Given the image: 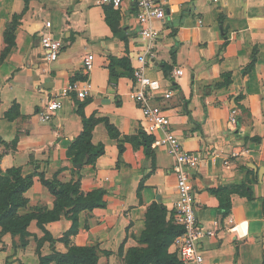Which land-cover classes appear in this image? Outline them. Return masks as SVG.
Returning a JSON list of instances; mask_svg holds the SVG:
<instances>
[{
    "label": "crops",
    "instance_id": "0c3cea01",
    "mask_svg": "<svg viewBox=\"0 0 264 264\" xmlns=\"http://www.w3.org/2000/svg\"><path fill=\"white\" fill-rule=\"evenodd\" d=\"M109 7L98 0H0V167L34 175L19 213L54 209L56 196L40 174L63 183L82 177V191H107V206L81 211L76 223L72 213L45 223L54 245H40L46 233L37 219L24 234L3 233L0 226V264H40L39 250L49 255L71 247H94L98 264H127L131 249L147 246L142 236L153 203L166 206L175 221V157L156 144L149 157L133 142L148 134L129 95L147 42L139 36L132 0L113 7L116 34L107 21ZM154 26L161 36L147 72L161 84L155 103L166 108L183 147L203 156L193 186L199 220L214 232L200 242L205 260L264 264V176L249 166L264 168V0H171L166 20ZM43 34L64 43L55 61L41 45ZM90 54L89 95L61 96L63 107L42 122L38 112L47 102L85 79ZM112 60H123L115 64L114 79ZM175 68L184 75L173 76ZM167 90L173 91L169 100L163 98ZM89 118L92 143L104 144L105 152L76 172L69 150ZM169 252L176 253L173 245Z\"/></svg>",
    "mask_w": 264,
    "mask_h": 264
},
{
    "label": "trees",
    "instance_id": "16d2710c",
    "mask_svg": "<svg viewBox=\"0 0 264 264\" xmlns=\"http://www.w3.org/2000/svg\"><path fill=\"white\" fill-rule=\"evenodd\" d=\"M117 14L118 12L113 9V6L107 8V21L115 34L118 32ZM122 63L123 60H112L111 77L113 79L118 76L115 64ZM225 81H228V78ZM224 84L225 82L217 83L216 87H222ZM92 124V118L84 120V130L74 140L69 150V156L76 172H80L82 169L76 168L77 164L83 163L86 158H88V162L85 165L93 164L105 152L104 144L94 145L92 143ZM111 134L115 135L112 132ZM154 141V137L145 132H141L138 137L133 138L136 145L144 146L149 157L152 156ZM40 177L42 183L49 187L56 196L55 207L51 211L40 210L21 215L19 209L27 203L25 193L33 185L34 175L25 176L19 166L8 168L5 173L0 167V226L3 233L24 234L31 222L37 219L40 227L46 233L40 245L46 240L54 245L56 240L45 230V223L57 220L62 214L67 213H72V219L76 223L81 211L107 206L105 200L107 191L104 189L91 192L82 191V177L75 183H63L56 178L47 180L43 174H40ZM168 213V209L162 203L155 202L151 205L147 213V229L142 236V241L147 246L142 249H131L127 256V264H183L178 254L170 253L169 248L184 229L175 223L174 217L168 219ZM39 255L40 264H98L99 261L98 252L94 247H71L66 253L54 250L49 255H42L39 250Z\"/></svg>",
    "mask_w": 264,
    "mask_h": 264
},
{
    "label": "built area",
    "instance_id": "2783aa9c",
    "mask_svg": "<svg viewBox=\"0 0 264 264\" xmlns=\"http://www.w3.org/2000/svg\"><path fill=\"white\" fill-rule=\"evenodd\" d=\"M132 1L137 10L139 36L147 42V48L138 56L139 65L133 71L134 87L129 95L142 112L143 129L148 134L155 135L154 144L168 148L176 159L178 199L175 205V223L182 226L184 230L174 239L172 245L183 264H207L200 249V242L205 236L214 235V232L205 229L199 220L196 191L193 186L194 173L199 169L203 156L200 152L189 151L183 147L172 127V121L166 113V108L155 103L161 84L147 72L148 67L155 63L156 42L161 36V32L154 26V22L166 20L171 0ZM124 2L125 0H98L99 4L111 5L114 8H122ZM41 45L50 61L57 60L64 48L63 41L50 34H43ZM94 59L95 56L92 54L84 59V80L69 83L59 97L51 98L38 112L42 122L50 121L63 107L61 96L69 97L71 93L75 92L78 98L85 99L89 95L92 85L87 78L94 67ZM172 75L181 77L184 75V69L175 68ZM172 96V90H167L163 94V98L166 100L171 99ZM230 121L237 122L236 108L231 112ZM158 134L161 135L158 137Z\"/></svg>",
    "mask_w": 264,
    "mask_h": 264
},
{
    "label": "water",
    "instance_id": "95a60500",
    "mask_svg": "<svg viewBox=\"0 0 264 264\" xmlns=\"http://www.w3.org/2000/svg\"><path fill=\"white\" fill-rule=\"evenodd\" d=\"M87 162H88V158H86L85 161H84L83 163H79V164H77V165H76V168H79V169L82 168V166H83L84 164H86ZM249 166L252 167V168H254L255 171H258V172H259V175H260L261 177L264 176V168H263V167L260 168V169H258V168L256 167V165L253 164V163H250Z\"/></svg>",
    "mask_w": 264,
    "mask_h": 264
}]
</instances>
